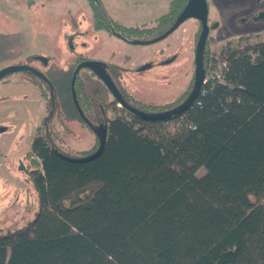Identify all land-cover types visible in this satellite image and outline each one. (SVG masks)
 <instances>
[{"label":"trees","instance_id":"1","mask_svg":"<svg viewBox=\"0 0 264 264\" xmlns=\"http://www.w3.org/2000/svg\"><path fill=\"white\" fill-rule=\"evenodd\" d=\"M87 2L94 30L133 44L140 32L167 31L188 0H170L149 28L125 27L100 0ZM205 58V75L225 62L222 81L164 120L124 107L108 118L117 99H94L78 75L70 79L79 117L106 131L103 150L90 160L69 158L36 132L38 207L27 224L0 234V264H264V41L227 44ZM118 92L146 113L188 95L150 106Z\"/></svg>","mask_w":264,"mask_h":264},{"label":"rangeland","instance_id":"2","mask_svg":"<svg viewBox=\"0 0 264 264\" xmlns=\"http://www.w3.org/2000/svg\"><path fill=\"white\" fill-rule=\"evenodd\" d=\"M100 1L119 24L149 28L167 11L170 0ZM207 1L209 21L219 24L209 34L211 54L224 44L264 41V0ZM27 2L0 0V70L26 65L42 74L46 83L30 71L0 78V234L27 224L37 210L31 171L38 168V160L30 153L36 132L48 134L69 158L84 159L97 147L88 122L92 118L81 119L71 99L69 81L78 57L102 62L119 90L150 106L173 105L184 98L194 69L197 21H184L165 39L132 44L94 30L87 0H37L34 6ZM155 32L143 31L134 39L147 42L159 36ZM218 67L206 69V74ZM77 75L91 97L113 100L90 70ZM124 112L118 103L107 115L113 118ZM92 126L99 127V121Z\"/></svg>","mask_w":264,"mask_h":264},{"label":"water","instance_id":"3","mask_svg":"<svg viewBox=\"0 0 264 264\" xmlns=\"http://www.w3.org/2000/svg\"><path fill=\"white\" fill-rule=\"evenodd\" d=\"M207 15H208V6L206 0H188L186 5L184 6L180 14L177 16L174 23L172 24V26L162 35L147 42H141V41L133 42V44H149L162 40L171 32H173L182 22L190 18L196 19L200 22L201 30L195 48L193 85L187 97L175 107L157 113H146L126 105V103L122 100L116 86L112 82L110 76L103 68L104 67L103 63L98 60L85 59L80 61L74 68V71L72 73V78L74 79L78 74V72L82 69L90 70L98 79H100L104 83L106 88L110 91L113 97L117 99L118 103L122 107H124L128 112L137 115L143 119L164 120L173 117L175 115L181 114L194 102V100L199 95L200 90L203 86V79L205 77V74L202 67V53L204 50V46L209 31V27L207 24ZM17 71L34 72L35 70L26 65H11L0 70V78L8 73L17 72ZM89 127L92 129V131H94L98 139V145L96 149L93 151V153H91L88 157L84 158L83 160H90L97 157L102 152L106 139V131L103 126H99L95 128L94 126L89 124Z\"/></svg>","mask_w":264,"mask_h":264},{"label":"flooded vegetation","instance_id":"4","mask_svg":"<svg viewBox=\"0 0 264 264\" xmlns=\"http://www.w3.org/2000/svg\"><path fill=\"white\" fill-rule=\"evenodd\" d=\"M256 1H260V0H256ZM206 3H207V6H208V1L206 0ZM209 6H208V15H207V24H208V27H209V31H208V35H207V39H206V43H205V46H204V50H203V64L205 63V57H208V60H210L211 58H212V56H216V54H211V52L210 51H208V54H206L205 52H206V50H207V48H209L208 47V41H209V34H210V32L215 28V26H218L219 27V24L216 22V23H213V24H211V22H213V21H209ZM190 19H192V20H194V21H197V24H198V27H197V31H196V33H195V38H194V42H193V45H194V49L196 48V43H197V39H198V37H199V34H200V30H201V26H200V22L198 21V20H196V19H193V18H190ZM190 19H187V20H190ZM187 20H185V21H187ZM183 23V22H182ZM181 23V24H182ZM180 24V25H181ZM179 25V26H180ZM178 26V27H179ZM177 27V28H178ZM217 27V28H218ZM176 28V29H177ZM175 29V30H176ZM174 30V31H175ZM173 31V32H174ZM173 32H171V33H173ZM170 33V34H171ZM169 34V35H170ZM169 35H167L166 37H168ZM112 36V35H111ZM114 37H116V36H114ZM165 37V38H166ZM116 38H118V37H116ZM165 38H163V39H165ZM227 44H224V46H226ZM99 61V60H98ZM193 67H194V63H195V50H194V57H193ZM104 69H105V71L107 72V74L110 76V74H109V72L107 71V69L105 68V67H103ZM92 73V72H91ZM93 74V73H92ZM94 75V74H93ZM95 76V75H94ZM110 78H111V76H110ZM100 80V79H99ZM193 80H194V69H193V75H192V77H191V82H193ZM100 82L104 85V83L100 80ZM113 82V81H112ZM114 83V82H113ZM115 85V84H114ZM104 87L106 88V86L104 85ZM117 88V87H116ZM191 88H192V85L190 86V89L187 91V93L186 94H189L188 92H190V90H191ZM106 90L110 93V91L106 88ZM117 90H118V88H117ZM119 91V90H118ZM111 94V93H110ZM121 108H123L122 106H121Z\"/></svg>","mask_w":264,"mask_h":264},{"label":"built area","instance_id":"5","mask_svg":"<svg viewBox=\"0 0 264 264\" xmlns=\"http://www.w3.org/2000/svg\"><path fill=\"white\" fill-rule=\"evenodd\" d=\"M225 68V62H221L219 64V67L217 71L212 72L211 74H206L204 79H203V86L200 90V93L203 92V87L208 84L210 81H216V82H221L222 81V73L221 70Z\"/></svg>","mask_w":264,"mask_h":264},{"label":"crops","instance_id":"6","mask_svg":"<svg viewBox=\"0 0 264 264\" xmlns=\"http://www.w3.org/2000/svg\"><path fill=\"white\" fill-rule=\"evenodd\" d=\"M29 3L31 2V6H34L35 5V3H37V0H27ZM73 1V0H72ZM27 2V3H28ZM190 20H192V19H190ZM190 20H188V21H190ZM174 39H176V38H174ZM173 40V39H172Z\"/></svg>","mask_w":264,"mask_h":264}]
</instances>
